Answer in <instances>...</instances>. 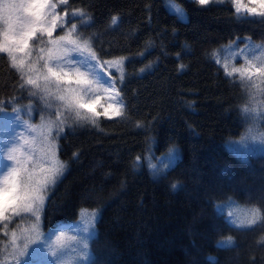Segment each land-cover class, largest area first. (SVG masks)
<instances>
[{
	"label": "trees",
	"instance_id": "trees-1",
	"mask_svg": "<svg viewBox=\"0 0 264 264\" xmlns=\"http://www.w3.org/2000/svg\"><path fill=\"white\" fill-rule=\"evenodd\" d=\"M174 3L182 16L168 0H69V10L87 13V25L79 17L69 19L83 38H91L98 58H123L119 67L103 66L120 91L123 115H101L95 125L91 117L81 118L86 112L77 117L75 109L56 99L55 85L29 95L19 87L7 55L0 54V113L19 108L21 118L37 126L29 170L43 179L42 167L56 160L64 165L63 174L42 193L41 240L50 239L55 248L57 226L77 222L82 228L81 211L98 212L83 264H264V147L252 155L234 150L253 126L242 109L264 105L259 93L264 82L250 83L257 84L250 85L251 96L215 59L247 39L264 45V18L238 16L231 0ZM57 34L63 33L57 29ZM39 47L49 46L33 41L30 61L46 58ZM89 79L93 85L86 99L99 96L106 106L111 102L107 87L94 75ZM39 83L43 88V80ZM255 125L264 134L263 118ZM169 153L177 159L165 169ZM150 163L161 173L154 174ZM22 215L26 228L32 221ZM18 223L21 217H13L9 229ZM62 232L59 243L90 235ZM0 238L7 241L3 224ZM35 247L31 244L29 252ZM33 261L39 264V257Z\"/></svg>",
	"mask_w": 264,
	"mask_h": 264
},
{
	"label": "snow or ice",
	"instance_id": "snow-or-ice-1",
	"mask_svg": "<svg viewBox=\"0 0 264 264\" xmlns=\"http://www.w3.org/2000/svg\"><path fill=\"white\" fill-rule=\"evenodd\" d=\"M196 2L201 6H206L214 0H196ZM168 3L177 13L183 15V10L174 3V0H168ZM231 3L238 16L247 14L264 18V0H231ZM69 9V0H0V25L6 26L0 27V54L7 55L10 67L19 74L21 81L19 87L27 88L29 95L36 94L33 89L47 93L50 90L49 86L55 85L56 92L59 93L56 99L63 102L67 108L75 109L77 117H80L81 111L86 112L88 116L81 118L91 117L90 122L94 125L96 118L101 115L108 118L122 116L124 104L120 97V91L115 88L114 81L104 77L102 69L105 64L119 67L123 58L115 61H101L92 47L91 38H83L79 34L77 24L71 23V19H69L79 17L81 24L87 25L89 19L87 13L84 9ZM117 20L118 18L113 16L112 24H117ZM67 24H70V27L66 28ZM57 29L63 34L54 36ZM45 36L48 38L47 40L44 39ZM33 41L37 45L47 44L49 46L46 49L38 48L40 53H47L46 58L41 55L37 57L36 61H30ZM257 51L260 52V55H256ZM73 52L78 53V56L71 57L70 54ZM238 57H244V63L240 67L233 65L229 69L227 61L222 65L226 77L239 75L241 81L244 82L249 78L253 67L256 73L264 75V45H252L249 42L245 49H240L233 54V59ZM215 59L216 63L220 64V59L218 57ZM40 60H43L44 63L42 67H37ZM253 61H255V65H253ZM81 67L88 70L81 71ZM90 75L96 76L97 82L103 80L109 85L104 91L110 93L109 99L112 102L106 106L100 103L101 97L99 96L86 99L88 93L92 91L93 81L89 79ZM41 80L44 82L43 88L39 83ZM259 92L264 95V89H259ZM253 99L254 97H250V104ZM3 103L0 101V106ZM97 106L103 111H97ZM13 111L18 114L19 118L21 109L13 108ZM242 111L246 114V120H250L255 126L257 119L260 118L258 110L255 107L245 106ZM23 123L27 129L33 131L37 127L28 125L27 122ZM62 130V128L59 129V131ZM249 131L251 135L252 132ZM48 132L50 135V126ZM45 139L48 137L46 136ZM261 139L264 141V136ZM28 143L25 140L23 144L15 142L7 146L0 145V160L6 158L12 161L7 173L0 176V224H3V235L7 237L6 242L0 238V257H3L0 258V264H34L33 258L37 256L39 264H83L89 259V238L95 234L90 230L95 228L98 212L81 211L80 223L83 227L80 231L89 233L88 238L73 235L66 237V243H59L65 237V233L61 232L60 236H57L58 243L55 248H53L50 239L41 240L44 234L40 232V221L46 199L42 193L49 184H54L56 178L63 174L64 165L58 160L53 161L47 169L43 167L40 169L42 173H45L43 179H36L35 169L29 170L27 166L31 157L27 156L25 159H21L25 156L24 145ZM49 145V151H51V140H49ZM139 159L137 157V160ZM176 159V156L169 153L164 168L171 167ZM149 167L155 170L154 174H159L162 171L156 164L150 163ZM0 172H3V168H0ZM172 187L176 188L177 185L174 184ZM258 211L256 210L257 213ZM22 214H28L27 218L32 221L26 228L22 226L23 219H25ZM255 215L256 213H254ZM13 217H21V223H18L15 228L9 229V223ZM256 222L255 218L249 221L250 224ZM230 223L235 225L234 221H230ZM18 241H22V243H18ZM38 241L39 243H37ZM31 244H37V247L32 248L29 252ZM228 244L231 245L230 237ZM46 250L48 255H45ZM69 253H75V255L66 259V255ZM49 255L51 259H49Z\"/></svg>",
	"mask_w": 264,
	"mask_h": 264
},
{
	"label": "rangeland",
	"instance_id": "rangeland-1",
	"mask_svg": "<svg viewBox=\"0 0 264 264\" xmlns=\"http://www.w3.org/2000/svg\"><path fill=\"white\" fill-rule=\"evenodd\" d=\"M249 42H251L252 45H256L251 40L247 39L241 47L238 46H232L231 48L226 47L227 49L225 51L217 54V57L220 59V63L223 65L227 61L229 65V69H231L233 65H235L236 67H240L244 63V57H238L233 59V54L239 51L240 49H245L246 45H248ZM256 55H260V52L257 51ZM253 65H255V61H253ZM102 72L105 78H107L110 81H113L111 76L104 69H102ZM233 77H239V75H235ZM258 80L260 82H264V75L256 73L255 68L253 67V69L249 73V78L246 79L243 82L244 84L241 85L245 88L246 92L252 96L255 95V92L249 90L250 85H252L250 83H253ZM100 81L107 88L109 87V85L107 83H104L103 80ZM256 85H252V87ZM107 94L110 96L109 92H107ZM262 96L263 95H261V97ZM256 109L258 110V114L260 117L259 119L263 118L264 120V105L258 106L256 107ZM23 122L26 121H24L20 115L18 118V114L16 112L0 113V145L7 146L8 144H12L15 142H19L23 144L24 141L27 140L29 143L25 144L23 148V152L25 153V156L21 157V159L23 160L27 156H30L32 159L35 150L36 129L35 131L31 129H27L25 123ZM258 129L259 128L256 125L250 127L249 130H251L252 134L250 135V131L248 130V133L245 136L246 139L243 141V143L239 145L238 149H234L235 152L238 151L239 153L244 155H252L254 149L260 148L262 150L263 149L262 147H264V141H262L261 137L264 136V134L258 131ZM31 159L28 161V164L30 163ZM11 165H12V161L7 160L6 158L0 160V168H3V172H0V176L6 174L8 168L11 167ZM80 230H81V226L77 222L61 223L59 226L55 228V231L57 232L66 231L71 233H79Z\"/></svg>",
	"mask_w": 264,
	"mask_h": 264
}]
</instances>
